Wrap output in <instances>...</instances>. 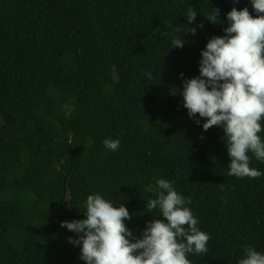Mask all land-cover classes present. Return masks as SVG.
<instances>
[{"label":"trees","instance_id":"trees-1","mask_svg":"<svg viewBox=\"0 0 264 264\" xmlns=\"http://www.w3.org/2000/svg\"><path fill=\"white\" fill-rule=\"evenodd\" d=\"M233 7L255 16L249 0H0V264H84L60 224L84 219L93 193L124 204L139 238L161 218L145 207L161 178L210 235L191 264L264 253V175L229 176L222 129L203 131L179 95ZM214 9L221 23L203 16ZM172 36L184 46L170 48ZM251 167L264 172L254 156Z\"/></svg>","mask_w":264,"mask_h":264},{"label":"clouds","instance_id":"clouds-1","mask_svg":"<svg viewBox=\"0 0 264 264\" xmlns=\"http://www.w3.org/2000/svg\"><path fill=\"white\" fill-rule=\"evenodd\" d=\"M249 3L255 16L247 7L227 12L224 35L207 41L199 53V75L183 79L179 92L187 116L203 131L213 126L222 129L228 175L237 178L264 175L251 167L253 156L264 162V138L259 135L264 132V0ZM198 14L189 7L185 20L192 23ZM203 16L211 24L221 23L218 9ZM198 28L203 24L188 28L187 33L195 35ZM183 37L172 36L170 48H182ZM146 75L151 79V73ZM102 143L111 152L120 148L119 139L107 138ZM145 191L155 193L146 211L158 209L161 218L146 223L139 238L125 225L132 217L124 204L115 205L99 193L86 197L84 219L61 222L60 227L76 234L68 243L79 247L84 264H191L190 254L207 253L210 235L198 227L188 206L191 200L163 178ZM242 252L237 264H264V253L256 248L244 246Z\"/></svg>","mask_w":264,"mask_h":264}]
</instances>
